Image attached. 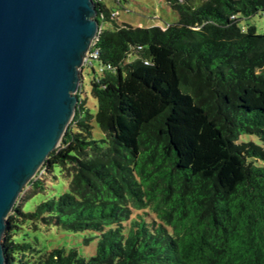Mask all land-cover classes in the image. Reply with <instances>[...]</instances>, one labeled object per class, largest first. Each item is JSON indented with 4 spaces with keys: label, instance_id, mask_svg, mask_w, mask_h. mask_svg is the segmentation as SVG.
<instances>
[{
    "label": "trees",
    "instance_id": "trees-1",
    "mask_svg": "<svg viewBox=\"0 0 264 264\" xmlns=\"http://www.w3.org/2000/svg\"><path fill=\"white\" fill-rule=\"evenodd\" d=\"M125 1L97 4L98 56L87 61L97 111L82 84L59 145L22 194L45 191L37 177L56 167L70 190L29 212L34 194L19 196L5 264H264V33L240 26L264 15V0H166L179 15L166 28L119 24ZM36 221L94 232L85 242L98 239L95 254L19 240Z\"/></svg>",
    "mask_w": 264,
    "mask_h": 264
},
{
    "label": "water",
    "instance_id": "water-1",
    "mask_svg": "<svg viewBox=\"0 0 264 264\" xmlns=\"http://www.w3.org/2000/svg\"><path fill=\"white\" fill-rule=\"evenodd\" d=\"M94 0H0V264L7 219L77 108Z\"/></svg>",
    "mask_w": 264,
    "mask_h": 264
},
{
    "label": "rangeland",
    "instance_id": "rangeland-1",
    "mask_svg": "<svg viewBox=\"0 0 264 264\" xmlns=\"http://www.w3.org/2000/svg\"><path fill=\"white\" fill-rule=\"evenodd\" d=\"M110 5H115L111 1H107ZM117 13V22L119 24L128 23L134 27L149 28L159 26L166 28L170 24L177 23L179 20L178 13L173 10L166 0H127L122 4L115 7ZM248 25H254L257 28L258 33H264V15L258 13L250 18H244L240 22V26L244 29ZM106 26H109L106 24ZM133 58V57H131ZM84 66H87L85 64ZM94 67L97 72L100 71V66L97 62L94 63ZM95 72L92 67H85L83 69L82 82L83 98L86 99L87 106L95 113L97 111V100L92 94L91 80L95 76ZM94 136L99 139L103 137V132L99 126L95 123ZM254 141L258 144H262L259 137L251 134H242L239 142ZM44 182L45 191L37 192L31 187H27L22 194L19 202L24 204L28 196H33L28 199L24 205L25 211H34L38 204L42 201L50 199L54 196H58L66 191L70 190V181L65 177L60 168L56 167L53 173L41 172L38 177ZM27 236V240L30 242H38V248L48 251L54 248H77L80 254L91 257L95 254L98 239L94 238L89 244H86L85 240L95 236L92 231H70L62 230L56 226H47L41 221L35 223L27 222L19 229L18 239H22Z\"/></svg>",
    "mask_w": 264,
    "mask_h": 264
},
{
    "label": "built area",
    "instance_id": "built-area-1",
    "mask_svg": "<svg viewBox=\"0 0 264 264\" xmlns=\"http://www.w3.org/2000/svg\"><path fill=\"white\" fill-rule=\"evenodd\" d=\"M94 1L96 2V4L103 2V0H94ZM113 15L115 16V15H117V13L115 12V13H113ZM100 31H101V30H100ZM99 33H100V32H99ZM98 36H99V34H98ZM98 36L94 39V41H93V43H92V45H91V48H90V51H89V53H88V57H87V59H86L85 64H87V61H90V60H92L94 57H97V56H98V51H97V50L92 51V50H93L92 48L94 47V45L96 44V42H97V40H98Z\"/></svg>",
    "mask_w": 264,
    "mask_h": 264
}]
</instances>
